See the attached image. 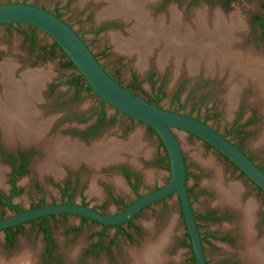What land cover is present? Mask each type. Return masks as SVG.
<instances>
[{"label":"rangeland","instance_id":"374dc122","mask_svg":"<svg viewBox=\"0 0 264 264\" xmlns=\"http://www.w3.org/2000/svg\"><path fill=\"white\" fill-rule=\"evenodd\" d=\"M156 1L153 3L155 4ZM29 4L36 5L40 8H45L46 11L53 14V12H59L62 20L68 23L72 30L82 37L89 50L97 56L101 66L106 69V72L110 74L118 84L123 87L129 85L133 78L138 79L135 90L139 94V97H146L151 101L153 99L154 90L147 81L148 74H155V71H159V75L154 79L158 94L162 95L160 107L165 111H179L183 115L191 114L193 118H200L202 121L205 116L209 117L207 125L217 132H225L234 119L236 111L238 110L239 103L248 109L250 105L256 104L258 101L259 107L261 106L260 100L255 98L253 93V87L247 85L241 88L234 98L232 103H228L227 96L230 93V86L227 83L228 74H220L218 71L212 75L203 72L202 69L198 68L194 71L187 70L185 61L179 62L177 65L174 64L172 58H168L164 63L159 62L158 51L153 50L146 56L143 62L139 61L138 57L133 55H126L122 51L119 52L114 37L118 36L123 40L128 39V30L131 28V23L128 27L124 20L120 17V23L117 28H106V30L100 34L95 33V29L99 24L111 22L115 19L107 15H102L106 8V3L101 0H0V5L3 4ZM153 3L147 4V10L150 12ZM221 0H193V3H189L188 0H175L170 5V9L182 15V19L191 23L192 15L196 14L200 10H205L208 13L209 18H212L214 12H220L225 16L236 14L242 20L243 26L239 32H237L238 42L242 45V49L246 50L255 44L254 38L257 36L256 30L250 28V20L256 14L261 12L264 0H232L230 8L227 11H223L220 7ZM168 10V12H169ZM184 14V15H183ZM184 16V17H183ZM111 18V19H110ZM122 22V23H121ZM116 33V34H115ZM32 29L24 24L15 25H0V64L3 62H11L15 65L18 60L26 58V54L30 51L27 39L31 37ZM35 37L38 41L39 51H46L52 48V40L44 33L40 31L35 32ZM256 48H263L255 44ZM55 58L61 56L60 50L54 49ZM27 62V61H25ZM182 63V64H181ZM61 61L55 60L47 61L40 66H33L36 69H45V73H55V69L61 66ZM186 65V66H185ZM203 67V65H200ZM199 66V67H200ZM30 66H25L28 68ZM15 68V67H14ZM31 68V67H30ZM28 68V69H30ZM178 69V71L176 70ZM202 70V71H201ZM205 70V69H204ZM220 74V75H219ZM71 75L69 70L59 73L58 79L60 81H66ZM156 75V74H155ZM49 78V77H48ZM47 78V79H48ZM252 87V88H250ZM183 89V92L178 100L173 98L176 90ZM160 91V92H159ZM94 100V98L92 99ZM256 100V101H255ZM89 101V99H88ZM100 102L96 100V106L99 107ZM110 113L113 110L109 109ZM261 110V107H260ZM262 112V110H261ZM263 113V112H262ZM127 129L128 133L122 136L123 129ZM264 128V124H258L254 131H251L250 138L247 140L245 150L251 154L254 159L261 165H264V144L260 143L261 131ZM137 134L139 141V147L135 153L120 152L122 161H116L107 163L94 168L88 166L84 169H79L80 174L83 178H86L89 182L91 197H88V206L102 210L109 215L118 214L119 210L117 207L110 203H106L104 195L101 191L103 186H107L108 189L113 193L117 194V197L132 201L134 199L130 190H127V185L124 186L126 189L119 188L124 193L117 192L115 183L118 177L113 173H109L112 166L118 164L134 165L142 170L146 183L141 188V193L145 194L155 188L163 187L169 179V169L166 162L160 160L164 156V151L160 147L159 141L156 136L151 133L144 125L137 122H131L128 118L122 115H118L115 124L109 132H106L100 140L108 138L114 140L116 143H127L129 139ZM175 134L180 143L181 150L185 157L188 165L189 178L187 185L189 188L194 190L193 203L195 212H202L212 206L216 202V197H206V191H212L208 184L213 179L215 172L221 175L225 183L238 184L246 194H254L256 199L264 205V198L259 194L255 193L253 186L217 152L209 148L206 144L199 141L195 137L175 130ZM232 141L237 142L236 139L230 138ZM3 140V138H2ZM98 140V141H100ZM4 141V140H3ZM13 146V144H7ZM83 145V144H82ZM85 146V145H83ZM87 147V146H86ZM130 159H133L130 162ZM159 159V163H155ZM86 168V167H85ZM213 168V169H212ZM40 169V168H39ZM35 170V169H34ZM32 172L30 179H24L26 183L20 188L29 194L30 191V180L36 177H41L37 171ZM0 176L2 180L7 176L6 171L0 166ZM21 182V181H20ZM19 182V183H20ZM123 185V184H122ZM89 189V188H88ZM51 190V189H50ZM50 190L46 192L48 201L52 199V192ZM214 192V191H213ZM212 192V193H213ZM253 196V195H252ZM35 197V196H34ZM31 199L27 195H23L15 200L16 206L21 208H27ZM254 203V202H253ZM255 204V203H254ZM1 214V211H0ZM7 215H11L10 211H6ZM142 230V235L136 241L132 247H129L123 239H120L121 249L124 248L128 257L130 251H139L142 246L148 241L158 239L163 235L166 236V242L164 244V257L160 264H174L176 258L179 256H185V253L171 250V243L175 238H180L182 234V223L179 217V207L175 196H172L167 201V208L162 212L160 205H153L149 209L144 210L141 215L134 222ZM80 221L76 217L68 216L66 218H58L57 225L54 228L53 236L56 240V244L61 246V252L70 251L73 248L88 246L91 240V234L97 232L100 226L86 222L83 226L82 231L77 236L65 237V230L79 226ZM24 235L16 237L15 245L12 248L5 247V237L3 233H0V261L2 264H11L14 258L26 253L33 264H40L41 255V238L31 225L24 226ZM215 229L213 225L207 226L205 230ZM111 230L108 236L112 235ZM222 250H220L221 252ZM78 250L73 249L69 252V259H73L77 255ZM220 252H217L218 254ZM224 252V251H223ZM116 264H129L124 260L118 258ZM213 260V259H212ZM98 262L97 264H100ZM20 264V263H16ZM104 264V263H103Z\"/></svg>","mask_w":264,"mask_h":264},{"label":"flooded vegetation","instance_id":"af4514ba","mask_svg":"<svg viewBox=\"0 0 264 264\" xmlns=\"http://www.w3.org/2000/svg\"><path fill=\"white\" fill-rule=\"evenodd\" d=\"M188 1L189 3H193V0ZM172 2H175V0H156L155 4H152V6L150 5V8L152 9V11L149 12L151 17L155 20L159 17H164L165 20L168 22V10L169 8H171L170 5L172 4ZM231 2L232 0H228V4H226L225 0H221V9L223 11H227L230 8ZM42 9L46 10L43 7ZM263 13L264 9L262 6L261 12L259 14L254 15L250 20V28L252 30H256L257 33V36L254 38L255 44L264 47V20H258V18L262 17ZM53 14L58 15L59 19L62 20V17L58 11L53 12ZM118 18L119 17H112V19L115 20L99 24L98 27L95 29V33L100 34L104 32L106 28H117V23H120V20H118ZM62 21L72 29V27L68 23H66L64 20ZM123 23L125 24L126 22L124 21ZM3 25L15 24L12 23ZM128 25L129 23H126L127 27ZM29 27L31 29L34 28L32 26ZM36 31L40 30L36 29L35 32ZM76 35L84 42V40L82 39V37H80L78 33H76ZM53 42L54 41H52V43ZM27 43L30 46V51L26 54V58L22 59L24 61L18 60L19 63H15V68L13 71L14 80H19L21 73L25 71H45V69H36L33 67L40 66L44 62H54L55 60H58L62 63L61 65L58 64V66H61V68L58 67L57 69H55V73L52 72L49 78L46 79V81L44 82L43 87L41 89L42 91H40V100L35 104V109L39 113L37 119L39 121H47L45 134L48 138L53 140L62 137L70 141L83 144L85 145V147H89L93 143L98 142V140H100V137L103 138L104 134L106 132H109V130L113 128L118 115L125 116L131 122H137L139 124H142L136 121L135 119L130 118L127 115L115 110L109 104L101 100L92 90H90V87L88 86L86 81H82V79L80 78L81 75L78 73V71L75 70L73 67L67 65V57H65L66 55L60 49L52 46V48H49L46 51H39L37 38L33 37L32 35L30 38L27 39ZM255 44L252 45V47L250 48H253L258 52H264L263 48H256ZM239 46L241 47L242 45L240 44ZM54 49L60 50L61 56L57 59L55 58ZM94 56L98 61L97 56ZM25 66H30L31 68L28 67L30 68L28 69L25 68ZM198 68L202 69L203 72H205L202 66ZM186 69L189 70L188 68ZM66 70H69V72H71V75L66 81H60L58 79L59 73L64 72ZM104 70L106 71V69ZM176 70L178 71V69ZM155 74L151 73L147 76V81L150 82V85L155 91L153 94L154 100L151 101L146 97L142 98L149 104L155 103L156 99L159 100L158 107L161 108L160 102L162 95L156 92L157 89L154 81L156 76L160 73L157 70L155 71ZM108 75L114 81H116L110 74ZM137 83L138 79L133 78L132 82L124 88L131 91L134 95L139 96V94L135 90V86H137ZM2 85L3 84L0 80L1 96H3ZM182 92L183 89L176 90L173 98L175 100H178ZM93 98L94 100H92ZM97 99L100 102L99 107L96 106ZM255 103L256 104L250 105L248 109H245V106L242 103H239L237 108L238 110L236 111V114L230 127L223 133L217 131L216 132L222 135L225 139H227L233 146H235L239 151L246 155V157L252 163H254L261 171L264 172V165L259 164L257 160L254 159V157L251 154L247 153V151L245 150V145L247 140L250 138L251 131H254L258 124H264V114L260 110L258 101H256ZM108 108L113 110V113H110ZM174 112L179 113L178 110ZM189 116L191 117V114H189ZM194 119L202 123L206 121V125L209 121L208 116H205L203 121L198 117ZM145 127L148 130L150 129L147 126ZM127 133L128 130L126 128L123 129L122 136H125ZM230 138L236 139L237 142L232 141ZM260 143L264 144V142L262 141H260ZM42 160L43 152L34 144L23 146L22 144L17 142L13 146H7L2 140V129H0V166L7 173V176L2 181H0V221L5 220L13 215H17L18 213L23 211H29L32 209L41 208L49 205H85L83 207H89L88 197H91V184L90 186L88 185L89 182H87L86 178H83L81 176L79 171V169L83 167V164L86 167H83L84 169L88 168L86 166V163L80 162L79 165L75 167L63 165L61 167L60 172L58 173L59 175H57L52 173L41 172L39 168L42 163ZM160 160H155V163H159ZM184 161L186 166L187 185L189 172L185 157ZM227 162L235 169V171L238 172L239 175L244 177L253 186V188L255 189V193L259 194L260 198H264V193H262L229 161ZM33 170L37 171L38 174H41V177H36L32 179V182L30 180V191L29 194H26V191L20 187L23 185V182L26 183V181L30 179ZM109 173H113L114 175H116V177H118L117 180H120L122 182L123 187L125 189L126 187L124 185L126 184L128 188L127 190H130L134 197L132 201L123 200L117 197V194H113L107 186H103L101 188V191L104 195L106 203H110L120 209L118 213L123 212L124 206H130L141 196L159 189L157 187L154 190H150L149 192L142 194L141 188L144 187L146 180L144 179L142 170H140L138 167H135L134 165L130 166L125 164H118L116 166H112ZM24 179L28 180L22 181ZM115 189H117V192L120 191V193L125 192L120 190L118 187H115ZM47 190H50V192L53 191V196L50 201H48L47 198ZM187 192L190 200V205L193 211L194 222L200 239L205 264H246V261L241 253L242 246L240 243L243 239L241 225H239V218H241V207H245L249 203H252L253 206H255L252 213V228H254L253 231L255 233V239L257 241H264V205L259 202L258 199H256V196L254 194H246V191L242 189L239 197L240 207H224L215 202L214 205L208 206L206 210L202 212H195L193 203L194 190L189 188L187 185ZM212 192L213 191H206V194L204 195L208 197V195L210 194L209 196L214 197L215 193ZM23 195H27V197L32 201L26 209L16 206L15 204V200ZM172 196H175V194H172L166 198L151 203L150 205L143 208L138 214L134 215L130 220L117 226L101 225L82 216L71 214H59L41 217L17 225L20 226V231L15 228L17 226L11 227L10 233L13 236L12 243L6 240V234L4 232L9 228L0 231V233L4 234L5 247L7 249L12 248L15 245L16 237L24 235V226L31 225L33 229L37 232V234L40 236L42 242L41 255L39 261L40 264H97L98 262H101L100 264H116L119 260L118 258L120 257L122 260L128 263V253L124 248L121 249L119 240L123 239L129 247H132V245L136 241H138V239L142 235L141 228L134 223L135 220L141 215L144 210L149 209L153 205H160L162 212H164V210L167 208V201ZM178 207L179 217L181 219L183 229L180 238H175L172 241L170 249L173 250V252L179 251L181 252V254L185 253V256L183 257L177 255L178 257L176 258L174 264H196L195 255L192 249V243L183 220L179 203ZM89 208L103 215H109L108 213L102 210H98L97 208ZM6 211H10L11 215H7ZM68 216L78 218L80 224L79 226L66 229L64 233L65 237L77 236L82 231L83 226L86 222H90L92 224L100 226V229L97 232L91 234V240L93 241H90L88 246H83L81 248H73L77 249L78 252L72 260L69 259L68 256L69 252L73 249L68 252H61L62 247L56 244V240L53 236L54 228L57 225V219L66 218ZM82 218H85L86 220L83 221ZM43 224H45L47 231L40 229V225ZM210 225H213L215 229L205 230L207 226ZM111 230L113 231V234L111 236H108V233ZM220 250L222 251L220 252ZM217 252L220 253L218 254Z\"/></svg>","mask_w":264,"mask_h":264},{"label":"bare ground","instance_id":"6f19581e","mask_svg":"<svg viewBox=\"0 0 264 264\" xmlns=\"http://www.w3.org/2000/svg\"><path fill=\"white\" fill-rule=\"evenodd\" d=\"M101 1L106 3L102 15L121 17L125 22L131 23L128 39L114 37L119 52L135 54L143 62L148 54L157 50L161 63L172 58L175 65L185 61L190 71L203 65L207 74L218 71L222 75L226 72L230 86L228 103L234 101L236 93L242 87L251 85L264 114V52L250 47L243 50L239 46L237 32L242 29L243 23L238 15L225 16L214 12L212 18H209L205 10H200L192 15L189 24L175 9H170L167 22L164 17L153 19L147 10V4L156 0ZM14 67L11 62L0 64V80L3 84V96L0 95L2 138L7 144L15 145L19 142L23 146H37L43 152L41 172L59 175L63 165L75 167L80 162L99 168L125 159L120 156V152L135 153L139 147L137 134L127 143L119 144L104 138L89 147L62 137L53 140L48 138L45 134L47 121L37 119L39 113L35 104L40 100V91L49 73L29 70L21 73L19 80H14ZM260 141L264 142V129ZM115 185L123 188L118 181ZM208 186L214 191L217 204L240 207L242 188L238 184L225 183L221 175L215 172ZM254 208L252 203L241 207V253L246 264H264V241L255 239L252 228ZM165 242L166 236L163 235L157 240L148 241L139 251H130L129 264H160L164 257ZM30 259L32 257L23 253L14 258L11 264H33Z\"/></svg>","mask_w":264,"mask_h":264},{"label":"water","instance_id":"95a60500","mask_svg":"<svg viewBox=\"0 0 264 264\" xmlns=\"http://www.w3.org/2000/svg\"><path fill=\"white\" fill-rule=\"evenodd\" d=\"M12 23L29 25L46 34L57 43L90 89L101 100L150 128L161 142L168 157L169 179L163 187L141 196L126 210L116 215H103L80 205H49L23 211L0 221V231L34 219L59 214L82 216L101 225L117 226L130 220L151 203L175 194L192 243L196 264H205L187 192L184 155L175 130L189 134L209 146L236 167L262 193H264V172L208 125L181 113L165 111L149 104L119 85L102 68L76 33L54 14L29 4L0 5V25Z\"/></svg>","mask_w":264,"mask_h":264},{"label":"trees","instance_id":"16d2710c","mask_svg":"<svg viewBox=\"0 0 264 264\" xmlns=\"http://www.w3.org/2000/svg\"><path fill=\"white\" fill-rule=\"evenodd\" d=\"M226 1V4H228V0H225ZM263 9H264V4H263ZM57 18H59V16L58 15H55ZM258 20H264V13H263V15H262V17L261 18H258ZM35 28H33L32 29V36L33 37H35ZM53 45V47H56V48H58V49H60L59 48V46L57 45V43L56 42H53L52 43ZM65 57H67V56H65ZM67 65L68 66H70V67H73L74 69H75V67H74V65L72 64V62L70 61V60H68V58H67ZM76 70V69H75ZM80 78L82 79V81H85L84 79H83V77L82 76H80ZM90 89V88H89ZM91 90V89H90ZM158 103H159V100H155V103H150V104H154L156 107H158ZM187 116H189V115H187ZM190 117V116H189ZM204 124H206V121H204L203 122ZM150 130V132L151 133H153L154 134V132L151 130V129H149ZM155 135V134H154ZM159 141V140H158ZM159 144H160V147L163 149V146H162V144H161V142L159 141ZM209 147V146H208ZM210 148V147H209ZM164 151V150H163ZM161 160L163 161V162H166L167 163V165H168V169H169V162H168V157H167V155H166V153L164 152V156L161 158ZM83 206H85V205H83ZM128 206L129 205H127V206H124V210L126 209V208H128ZM83 219V221H85L86 219L85 218H82ZM16 229H18L19 231L21 230V228H20V226H17V227H15ZM106 228V227H105ZM40 229L41 230H46L47 231V229H46V226H45V224H43V225H40ZM10 230H11V228H9V229H7V230H5L4 232H5V234H6V240L8 241V242H11L12 243V241H13V236L11 235V233H10Z\"/></svg>","mask_w":264,"mask_h":264}]
</instances>
